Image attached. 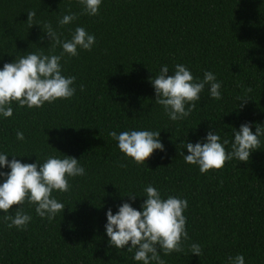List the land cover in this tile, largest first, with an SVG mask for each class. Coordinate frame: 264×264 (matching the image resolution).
Segmentation results:
<instances>
[{
	"label": "trees",
	"instance_id": "trees-1",
	"mask_svg": "<svg viewBox=\"0 0 264 264\" xmlns=\"http://www.w3.org/2000/svg\"><path fill=\"white\" fill-rule=\"evenodd\" d=\"M29 11L36 13L30 28ZM69 13L77 18L61 26ZM45 24L61 40L83 27L96 42L70 56L53 47ZM29 53H63L61 74L76 78V91L39 108L13 101L12 116L0 114V154L38 164L71 156L85 175L68 177L67 192L53 190L65 208L51 221L27 200L9 213L0 210V264H143L134 259L136 248L128 251L131 241L122 249L110 244L105 225L109 208L116 214L127 202L142 211L149 185L162 199L188 201L189 239L182 238V252L158 248L165 264H232L237 255L245 264H264V136L247 162L233 157L206 173L179 154H188L187 142H205L209 131L221 143L227 139L231 152L235 129L246 122L253 133L264 127V0H101L97 15L80 0H0V69ZM177 64L197 82L212 72L221 99L211 98L206 85L190 115L172 121L156 103L151 80L165 65L173 75ZM132 130L160 131L165 151L137 164L109 135ZM17 211L31 216L26 228L4 220ZM193 243L200 256L191 253Z\"/></svg>",
	"mask_w": 264,
	"mask_h": 264
},
{
	"label": "clouds",
	"instance_id": "clouds-1",
	"mask_svg": "<svg viewBox=\"0 0 264 264\" xmlns=\"http://www.w3.org/2000/svg\"><path fill=\"white\" fill-rule=\"evenodd\" d=\"M84 11L89 15H97L101 0H80ZM35 11L28 12L29 28L35 17ZM77 18L75 13L64 15L58 23L63 26L70 24ZM53 47L62 46L63 53L70 56L78 55L77 49L91 51L96 42L94 35L89 34L83 27H77L71 40H61L60 36L52 29L51 24H45L43 29ZM45 55L43 53H29L15 62L5 63L0 69V114L11 117L13 109L9 106L17 101L21 107L39 108L45 102L52 103L57 99L71 98L76 89L72 87L75 77H65L61 74L62 55ZM168 66L161 68L160 74L151 80L155 93L156 103L164 107L172 121L183 119L195 109V102L201 99V92L209 86L211 98L221 99V83L215 75L205 71L203 80L196 81L192 73L182 64L175 65V72L169 75ZM83 91V85L80 86ZM247 92L252 89L248 88ZM242 99V101H245ZM188 104L189 107H185ZM242 107V105H240ZM109 135L118 141L119 150L131 157L137 164H143L155 150L165 151L160 141V131L132 130L117 134L112 131ZM260 136H264V127L256 126L253 133L250 123H244L239 130H234L232 151L226 152L227 139L221 143V137L209 131L205 142L195 144L187 142L185 147L188 154L183 155L188 164H198L200 172L206 173L210 169H221L225 162L237 158L247 162L252 151L260 148ZM18 140L24 139L22 131H17ZM8 167L10 172H0L6 179L0 183V210L9 213L15 205H22L27 200L29 204L36 205V213L41 218L47 216L51 221L56 214L63 211L65 205L52 197L53 190L67 192L69 190L68 177L85 175V169L78 163V159L66 156L63 159L49 157L43 164L22 163L13 158L7 159L6 154H0V168ZM126 167V165H121ZM147 199L143 202L142 211L132 207L130 203L119 206L116 214L108 209L107 223L105 225L109 242L117 249H122L131 241L128 251L136 248L134 259L143 261V264H165L160 257L158 248L167 255L172 252H182V238L189 239L185 229L186 217L184 210L188 207L186 199L169 196L162 199L160 192L153 186L145 188ZM132 195L131 199L135 200ZM5 221H11L8 227L26 228L31 216L17 211L15 216L5 215ZM191 253L201 255L202 248L193 243ZM232 264H245L244 256L237 255L229 258Z\"/></svg>",
	"mask_w": 264,
	"mask_h": 264
}]
</instances>
